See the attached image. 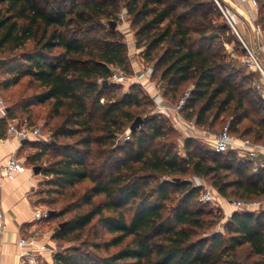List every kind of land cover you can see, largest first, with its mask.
<instances>
[{
	"label": "trees",
	"instance_id": "trees-1",
	"mask_svg": "<svg viewBox=\"0 0 264 264\" xmlns=\"http://www.w3.org/2000/svg\"><path fill=\"white\" fill-rule=\"evenodd\" d=\"M198 1L0 0V52L21 48L8 66L11 76L0 86L7 89L26 77L39 88L8 106V115L17 118L20 110L30 117L35 104L49 105L45 125L53 143L27 141L37 149L27 162L34 164L43 155L50 156L42 174L50 176L47 183L54 191L89 183L80 195L88 207H76L54 229L53 238L60 246L94 219L110 234L101 244L84 240L83 249H58L54 264H264V211H233L221 224L222 230H215L217 221L204 208L206 203L195 201L200 188L184 178H208L212 188L228 200L231 194L253 199L249 197L264 195V167L252 172L250 163L232 151L217 153L210 148L202 152L192 137L184 139L180 155L170 134L175 129L160 114L141 117L124 144L115 146L116 135L133 119L128 109L148 103L142 102L147 92L135 83L115 99L119 86L108 80L111 66L132 75L126 44L100 22L113 18L120 3L133 24H139L137 41L145 39L144 57L154 61L151 79L160 69L156 81L162 85L163 97L174 98L182 83H192L181 110L184 119L212 126L227 112L231 133L264 145V102L252 85L253 74L236 80L239 66L224 62L223 53L206 52L213 38L229 34L231 27L225 19L213 24L211 9L192 12L196 16L193 28L182 21L186 12H177L180 6ZM256 1L260 3L257 22L264 30V0ZM207 4L217 9L213 1ZM216 16H222L221 12L216 11ZM95 29L103 32V39L92 44L83 36ZM29 41L31 48H24ZM154 49H161L155 57L150 53ZM240 51L245 54L243 46ZM245 84L248 87L242 88ZM53 118L60 120L48 125ZM4 128L0 119V137ZM97 128L101 135L95 136ZM73 137L72 142L59 141ZM117 151L123 154L115 156ZM231 174L234 179L226 180ZM176 192L181 196L167 206ZM98 196L101 199L95 202ZM56 213L53 210L47 220L61 214ZM88 246L103 248L106 254H94ZM110 248L116 249L110 252Z\"/></svg>",
	"mask_w": 264,
	"mask_h": 264
},
{
	"label": "rangeland",
	"instance_id": "rangeland-1",
	"mask_svg": "<svg viewBox=\"0 0 264 264\" xmlns=\"http://www.w3.org/2000/svg\"><path fill=\"white\" fill-rule=\"evenodd\" d=\"M191 2H193L194 0H189ZM196 1V0H195ZM213 1L215 7L217 8L216 10H214L212 7H209V5L207 4V0H199L198 6L194 3L193 5H189L187 7H179L177 9V12H183L182 10H184V12H186V14L183 16L182 21L184 22V24L190 26V28L195 27L196 25V16L192 17V12L193 13H200L201 11H205V10H209L211 9V14H210V18L212 20L213 24H218L220 22H222L224 20L223 18V14L220 8H222L223 10L226 11V7L223 4L222 0H211ZM120 9L119 12L115 14V16L111 19H105V18H101L100 22L101 24L108 30L111 29L110 25H109V21L115 22V28L111 29L113 31H115V33L117 34L118 37H120L124 43L126 44V52H127V64H128V68L129 70L132 72V75H129L124 69H122L123 73L125 74V76L128 78V81L124 82V83H118V82H114L109 80V82L111 84H114L115 86H119L118 88V93L116 94V96L114 97L115 99L118 98V96L120 95V93L125 92L128 90L129 86L132 83H135L136 87H142L141 85L137 84V82L133 81V76H134V70L138 69V67H136L137 65L139 66V72H147V68L149 66H153L154 61H147L145 59V53H146V45L144 44L145 39L142 38L140 40L137 41V25L139 24H133L132 22V18L126 13L125 7L122 3L119 4ZM194 7L197 8V10H192ZM260 3L257 1V9H256V19H255V23H257V25L259 27H261V24H258L257 22V18H259V12H260ZM191 10V11H190ZM216 11L221 12L222 16L217 17L216 16ZM236 26V24H235ZM236 28L239 31L238 25L236 26ZM263 30V29H262ZM208 34V33H207ZM233 34V39L231 37V35ZM239 34L244 38L245 36H243V34L239 31ZM193 37H196L197 35L195 33H192ZM85 39L90 40V43L94 44L96 43L98 40L101 41V39H103V32L101 30L95 29L89 33H85L84 36ZM138 43V45H137ZM242 43L239 39V37L237 36V34L230 28L229 34L226 33H219L215 38H213V46L211 48H208L207 46L206 48V52L209 54H212L213 52H219V53H223L225 54V58H224V62H228L230 64H236L237 66H239L238 69H236L235 74H236V80L241 78L244 75H249L250 73L253 74L255 80L259 78V73L258 71H250L242 62H241V57L244 55L241 53V48H242ZM24 48H31V42L29 41L26 44V47ZM21 51V48H17V49H13V50H8L6 49V51H1L0 52V59H4V62L0 64V82H2V80H4L5 78H8L9 76H11L7 70H8V66L11 64V62H14L15 60L13 59V56L18 54ZM54 52H58V50L54 51ZM161 52V49H154L151 50L150 53L155 57L156 55H158ZM245 53V52H244ZM12 58V59H11ZM262 65V62H261ZM262 67H264V65H262ZM160 69L158 68L155 72H154V79H151L153 82H157L158 86L160 88V90H162V85L160 82L156 81V76L159 74ZM222 75V73H221ZM151 78V77H150ZM236 80H231V82H236ZM248 84L243 85L242 88H247ZM192 88V83L189 82H184L182 83L179 88L178 91L176 92V95L174 98H171L170 96H168V99L165 100V103L167 104H173L175 103L180 97H182L184 95V93L186 91H189ZM38 86L36 83H32L28 80V78L24 77L22 78V80L14 86H11L7 89H4L0 86V95L4 98L5 103L7 104V106H10L16 102H20L22 100H24L26 97H29L31 94H33L34 92H36L38 90ZM145 90V89H143ZM146 91V90H145ZM144 93V92H143ZM142 93V96H144ZM253 96L256 94L254 91H252ZM147 97L148 98H143L142 102L147 101L148 103H145L142 105V107H131L129 108V112L132 114V118L134 119L135 116L139 115L142 118L150 115V114H160L161 116H164L165 114L159 113L157 111V106L154 103L153 99L151 98V95L149 93H147ZM149 100V101H148ZM102 101V99L100 100ZM264 107V105H262ZM142 108H144L143 112H139ZM49 109V105L45 104V105H38L35 104L34 106L31 107V113H30V117H27L26 113H22L20 110L16 111V115H17V120L20 121V123L22 124H27V125H31V126H40L43 130V134H44V139H41V142L44 143H53L51 141L50 138V133L48 130V126L45 125L46 122V114L48 112ZM166 117V115L164 116ZM132 119V121H133ZM60 120V118H53L50 119L48 122V125H53L55 123H57ZM229 120L228 118V113H224L212 126H198V128H203V129H209L210 131H219L223 125H225L227 123V121ZM131 121V122H132ZM95 122V126L99 128L100 123L99 121L96 119ZM127 123L122 132L118 133L116 135L115 138V146H117V144L119 146H122L124 144V141L127 138V135L129 134V125L130 123ZM96 129L94 132L95 136L101 135V131L99 129ZM175 130L170 133L173 137V141L175 142L176 148L178 150V153L180 155H183V151L180 149V147L183 144V141L185 138H187L186 132H182L180 130H177L176 128H174ZM195 140H197L199 142V144L202 147V152H208L207 149H210V146L205 143L203 141V139H201L200 137H196L194 138ZM74 140V137L71 139L68 138H64V139H59L60 142H72ZM259 143V142H258ZM261 144V143H260ZM25 149H22L19 153H18V157L22 158V156H24L26 154ZM27 150V149H26ZM37 149H33V152L36 151ZM30 154V153H27ZM123 154V152L121 151H117L115 152V156H121ZM48 160H50V156H48L47 154L43 155L40 159H38L34 165L37 166V173L39 175L40 178H42V181L40 182V198L38 200V205L39 208L42 210H48V211H53L55 210V212H57L56 214L61 213L58 216H55V218L49 219L48 221V226L50 227V229L54 230L58 224L60 222H63L65 219H67L68 217H70L71 215L74 214V212L77 210L76 207H79L80 209H85L88 206L82 204L81 200H80V195L81 193L84 191V189L89 185L88 181H85L81 184H77L71 188H66L63 189L62 191H54L53 187H51V185H49L47 183V180L50 178V176H45L42 175L43 169L46 167ZM25 165L27 167H30V164L27 162H24ZM250 170V169H248ZM249 172V171H248ZM235 175L231 174L229 175L226 180H232L234 179ZM184 178H187L191 181V184L195 187H199V193L195 198V201L198 202L199 200V196L201 191L203 190V186L212 188L211 186V182L208 178H198V177H194L192 175H186ZM154 184V183H153ZM151 186H154V185ZM198 184V185H197ZM200 184V185H199ZM150 188V187H149ZM213 189V188H212ZM214 190V189H213ZM231 190V187L228 189V191ZM172 202H167V206H170L172 204H174L173 202H176L177 199H179V197L181 196L178 192L173 193L172 195ZM224 199H228V197H223ZM229 198L231 199H240V200H257L263 203L264 205V195L259 196V197H249V198H253V199H248L246 197H239L237 195H229ZM246 198V199H245ZM101 197L98 196L96 197L94 200L95 202L100 200ZM156 198L153 196L152 200H155ZM204 208L207 210H210L212 212L213 215V219H215L217 221L216 226L214 227L215 230H222L221 228V224L226 220V218L224 217V212L226 209V202L222 199L220 202L217 203H206L203 204ZM69 210V211H65V210ZM264 211V206L261 209ZM108 238H110V234H108L106 232V230L97 222L96 219H94L88 226H86V228L79 232V233H74L72 235H70L67 240H62L61 244L59 246V244L57 243V250L58 249H62V248H66V247H80L83 249V245L81 244L82 241H86L87 243H99L101 244L102 242H104L105 240H108ZM88 250H90L91 252H93L94 254L97 255H105L106 252L103 248L100 249H93L91 248V246L87 247ZM116 248H110V252L114 251ZM244 255V254H243Z\"/></svg>",
	"mask_w": 264,
	"mask_h": 264
},
{
	"label": "crops",
	"instance_id": "crops-1",
	"mask_svg": "<svg viewBox=\"0 0 264 264\" xmlns=\"http://www.w3.org/2000/svg\"><path fill=\"white\" fill-rule=\"evenodd\" d=\"M222 1L226 12L230 14L236 26L238 25L239 31L245 37L240 36L247 44L255 46L251 26L252 24L257 25L255 23L257 8H253L250 0ZM258 55L260 62L264 65V45L258 50ZM136 67L138 69L134 70L133 81L139 83L143 88L145 87L146 92L151 95V98L153 97V101L155 99L156 103H165L159 86L156 87L155 84H152L153 81L149 78V71L152 67L149 66L147 72L141 73L138 71L139 66ZM165 115L172 123V115L170 113ZM32 140L34 139L27 141ZM24 148L27 149H25L26 154L19 158L18 153ZM33 149L27 142L22 143L21 140L9 137L5 133L0 137V211L5 224L0 264H54V255L57 252V241L53 238L54 230L48 226L47 218L40 221L33 215L36 210L40 209L38 200L41 191L40 182L42 181L37 171L33 170L36 166L30 164V167H27L24 163L27 162L29 155L27 153H32ZM13 152H15L17 160L23 163L25 170L17 173L13 179H7L2 176V168L5 159ZM225 212H231V208L226 206ZM20 238L32 239L33 242L28 245H20ZM21 252H28V255L25 258H20Z\"/></svg>",
	"mask_w": 264,
	"mask_h": 264
},
{
	"label": "built area",
	"instance_id": "built-area-1",
	"mask_svg": "<svg viewBox=\"0 0 264 264\" xmlns=\"http://www.w3.org/2000/svg\"><path fill=\"white\" fill-rule=\"evenodd\" d=\"M253 8H257V1L250 0ZM223 14V18L229 24L231 29L239 37L244 49L245 54L241 57V62L250 70L258 71L259 78L254 80L252 85L254 89L260 94L264 102V68L261 65L258 50L264 45V32L255 24L251 26V34L255 41V46H250L240 36L233 19L230 14L220 8ZM151 73V70L149 71ZM150 75V74H149ZM150 78V76H149ZM108 80L124 83L128 81V78L123 73L119 66H111V74ZM157 87L158 83L152 82ZM146 90V88L144 87ZM189 95V91H186L182 97H180L175 103H154L157 106V111L162 114L170 113L172 115V125L177 130L186 132L187 137H200L210 148L217 153H223L232 151L239 159L246 160L250 163L251 171L256 172L264 167V145L253 142L250 138L245 136H237L229 131L228 123L222 126L219 131H210L209 129L198 128L193 120H186L181 115V110ZM153 98V97H152ZM0 119L4 121L5 128L4 133L17 140H41L44 139L43 130L40 126H31L22 124L16 118H11L8 115V106L5 103L4 98L0 95ZM129 135H127V138ZM25 170V166L22 162L17 160L15 152L11 153L9 157L5 159L2 168V176L7 179H13L17 173H21ZM198 185V184H197ZM200 185V184H199ZM203 190L200 193L199 201L203 203H217L222 199L226 202V206L231 208V212H224V217L227 218L233 211L243 212H255L263 208V203L257 200H240V199H224L212 188L203 186ZM34 218L37 220H45L48 218V210L38 209L34 212ZM4 220L3 214L0 211V255H1V242L4 232ZM220 231V230H218ZM33 242L32 239L20 238V245H28ZM28 252H21L20 258H25Z\"/></svg>",
	"mask_w": 264,
	"mask_h": 264
},
{
	"label": "water",
	"instance_id": "water-1",
	"mask_svg": "<svg viewBox=\"0 0 264 264\" xmlns=\"http://www.w3.org/2000/svg\"><path fill=\"white\" fill-rule=\"evenodd\" d=\"M109 25H110V28H111V29H114V28H115V22L109 21ZM3 62H4V59H0V64L3 63ZM141 121H142L141 116H137V117L133 120V122L130 124V126H129V130L132 131V130L136 129V128L139 126V124H140ZM21 142H22V143H26L27 140L24 139V140H21ZM37 169H38L37 166L33 168L34 171H37ZM52 213H53V211H51V210L48 211V215H50V214H52ZM63 223H64V222L60 223L59 226H62Z\"/></svg>",
	"mask_w": 264,
	"mask_h": 264
}]
</instances>
